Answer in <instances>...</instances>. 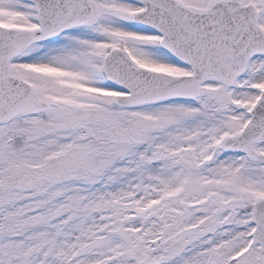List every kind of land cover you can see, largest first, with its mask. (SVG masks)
I'll return each mask as SVG.
<instances>
[{"label":"snow or ice","instance_id":"obj_1","mask_svg":"<svg viewBox=\"0 0 264 264\" xmlns=\"http://www.w3.org/2000/svg\"><path fill=\"white\" fill-rule=\"evenodd\" d=\"M0 264H264V0H0Z\"/></svg>","mask_w":264,"mask_h":264}]
</instances>
